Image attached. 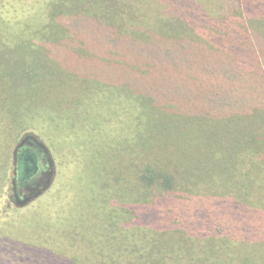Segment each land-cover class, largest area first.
<instances>
[{
	"label": "rangeland",
	"instance_id": "374dc122",
	"mask_svg": "<svg viewBox=\"0 0 264 264\" xmlns=\"http://www.w3.org/2000/svg\"><path fill=\"white\" fill-rule=\"evenodd\" d=\"M121 1L123 13L140 20L134 24L140 28L150 29L156 18H163L171 26L179 24L183 31L192 32L187 38L179 35L176 42L190 51L189 60L182 59V70L166 66L174 62L162 53L154 57L142 52L146 43L153 42L142 41L145 33L132 36L128 29L118 33L104 23L110 20V8L105 19L98 21L93 0H0L1 46L13 50V62L22 71L18 72L27 70L44 82L36 79L30 89L14 92L21 102L10 105L25 111L20 121L7 118L9 105L0 104V264L148 263L140 257L146 248L133 249V228L144 223L127 221L120 203L127 205L128 200L111 190L101 194L98 183L99 167L110 164L112 158L101 157L100 150L107 149V155L112 148L129 152L127 142L133 129L144 121L143 104L134 100L136 92L150 86L144 82L155 83L159 76H168L169 87L183 91L180 78L206 76L209 89L218 83L226 91L222 102L196 101L206 111L264 109V0ZM110 6L116 8L112 2ZM85 12L88 16H83ZM170 17L180 18L175 19L178 24ZM151 37L157 36H147ZM127 45L137 47L126 49ZM168 49L174 58L179 54ZM203 61L206 67L201 66ZM14 64L7 56L0 57V76H6L12 70L7 66ZM134 66L137 71L132 70ZM161 101L162 106L190 105L187 98ZM228 120L257 125L248 115ZM26 139L39 143L48 156L41 174L20 185L14 152ZM257 162L250 177L260 185L264 166ZM185 196L186 212L191 215L180 216V225L192 236L220 234L217 227L221 226L222 233L248 240L252 229L259 227L255 241L260 245L254 248L264 261V210L257 209L264 206V186L254 189L247 205L241 206H235L233 196V204ZM196 199L206 200L204 208L210 215L198 217L200 213L191 205ZM222 255L239 256L233 262L242 264H254L248 255L258 257L248 250H227Z\"/></svg>",
	"mask_w": 264,
	"mask_h": 264
},
{
	"label": "trees",
	"instance_id": "16d2710c",
	"mask_svg": "<svg viewBox=\"0 0 264 264\" xmlns=\"http://www.w3.org/2000/svg\"><path fill=\"white\" fill-rule=\"evenodd\" d=\"M111 2L116 8L110 6ZM123 5L121 0H93L98 21L105 19L106 10L110 8V20L104 23L113 25L118 33H123L125 29L135 34L132 36L145 33L142 41L146 43L153 40V42L146 43L148 45L142 47V52L154 57L162 53L165 59L174 62L166 66L182 70V59L187 58L190 51L186 47H179L176 42L179 40V35L187 38L192 32L179 28L178 20L175 19L180 18H168L178 26H171L163 18H156L154 24H149L150 29L145 27L143 29L134 25L140 20L123 13ZM83 16L88 15L85 12ZM126 22L132 24V27L126 26ZM178 30H182L183 33L178 34ZM148 35H156L157 37L154 38L156 40L154 41L153 37L147 38ZM1 36L0 33V57L7 56L8 61L14 64L13 50L1 46L3 43ZM159 43L161 46H152ZM135 47L137 46L127 45L126 49ZM168 47L179 54L174 58ZM186 60H189V57ZM203 63L204 61L201 62V66L206 67L205 63L202 65ZM7 67L12 70L8 69L6 76H0V90L4 89L0 92V104L9 105L6 108L7 118L11 116V119L20 121L18 118L25 111L10 105L21 102L14 92L30 89L31 83L36 79L42 85L44 82L40 80L42 78L40 75L34 76L27 70L22 74L17 63ZM132 70L137 71V67L134 66ZM159 77V82L158 80L155 83L144 82L145 86H150L134 94L137 97L134 100L143 104L141 116L144 117V121L133 129V137L130 143L127 142L130 147L129 152H122V148H112L107 155V149L100 150L101 157H112L110 164L98 169L101 194L111 190L120 198L127 199V205L120 203L127 221H131L133 225L138 221L144 223L141 226L138 222L139 228H133V238H136L133 240V249L138 251L146 248V253L140 257L147 258L148 262L142 261L138 264H242L233 262V258L239 256L233 255L232 258L228 255L223 256L222 253L227 250L252 251L258 256L248 255L254 260V264L264 263L257 249L254 248L260 245L255 241L259 227H254L251 231L252 237L246 240L245 236L238 239L234 237L235 234L222 233L221 226L217 227L220 234L192 236L184 225H180L182 222L180 216L191 215L190 212H186L189 205L185 195L218 198L232 204L234 200L237 203L235 206H239L242 203L247 205L248 200L253 197V190L258 186H264V182L258 185L250 177L253 173L251 167L256 165L257 160V165L264 166V152H261L264 148L262 133L264 109L257 108L245 113L235 109L220 108L217 109L219 114L211 113L196 101H224L226 91L221 90V84H213V89H209L206 76H191L192 78L184 77L178 80L185 90L181 91L177 88L172 90V87H169L171 82L168 76ZM165 94L176 102L186 101L187 98L190 105L158 104L164 102L161 100L166 99ZM247 115L254 120L253 124L257 123V125L246 126L248 124H241L240 121L228 123V119L238 120L239 117L245 118ZM20 133L21 131L18 132ZM258 145L261 146L259 151ZM253 147L257 152L253 151ZM232 196L235 199L230 200ZM180 202L181 205L178 206ZM205 202L206 200L196 199L191 203L200 213L198 217L205 218L206 214H211L204 208ZM253 209L250 208L248 211H254ZM257 209L264 210V206ZM198 213L194 212V214ZM252 219L256 223L255 216ZM260 220L262 221L261 218ZM136 242L139 243L135 244ZM75 258L79 260L80 257ZM115 258L119 260L118 255Z\"/></svg>",
	"mask_w": 264,
	"mask_h": 264
},
{
	"label": "flooded vegetation",
	"instance_id": "af4514ba",
	"mask_svg": "<svg viewBox=\"0 0 264 264\" xmlns=\"http://www.w3.org/2000/svg\"><path fill=\"white\" fill-rule=\"evenodd\" d=\"M14 156L16 179L20 185H24L32 176L41 174L42 167L45 166L42 162L47 161L48 154L39 143L26 139L15 149Z\"/></svg>",
	"mask_w": 264,
	"mask_h": 264
}]
</instances>
